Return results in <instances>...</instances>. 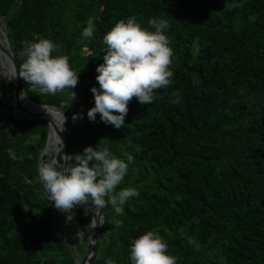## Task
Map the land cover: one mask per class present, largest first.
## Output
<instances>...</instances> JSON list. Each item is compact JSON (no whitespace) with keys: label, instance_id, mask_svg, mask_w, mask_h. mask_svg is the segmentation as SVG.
Wrapping results in <instances>:
<instances>
[{"label":"trees","instance_id":"obj_1","mask_svg":"<svg viewBox=\"0 0 264 264\" xmlns=\"http://www.w3.org/2000/svg\"><path fill=\"white\" fill-rule=\"evenodd\" d=\"M90 17L96 31L85 39ZM129 17L142 28L167 20L174 76L153 103L134 97L116 129L86 114L90 88L99 87L103 37ZM0 28L18 73L23 44L36 37L54 42L52 55L80 71L73 101L70 89L43 94L20 78L29 100L65 117L69 155L92 146L126 163V153L134 157L117 191L134 187L139 196L122 216L101 209L89 264H130L132 242L149 230L177 264H264V0H0ZM12 100L0 74V264H77L85 237L71 238V222L39 180L49 125L19 119ZM72 215L89 230L91 212L80 205Z\"/></svg>","mask_w":264,"mask_h":264},{"label":"clouds","instance_id":"obj_2","mask_svg":"<svg viewBox=\"0 0 264 264\" xmlns=\"http://www.w3.org/2000/svg\"><path fill=\"white\" fill-rule=\"evenodd\" d=\"M94 17H90L82 30L85 39L96 31ZM149 28H142L135 17L120 20L104 35L106 54L95 71L99 87L90 88L94 106L87 111L89 122H100L116 129L124 125L128 103L135 97L140 105L156 99L155 90L173 83V48L164 34L169 28L167 20L150 19ZM152 29V30H149ZM57 45L49 39L36 37L25 41L21 55L25 58L19 77L43 94L55 95L71 90V101L76 97L72 89L78 84V74L71 69L67 56H53ZM15 77V76H14ZM175 103L179 102V93ZM115 113V114H114ZM65 118V117H64ZM83 119L74 115L73 121ZM61 147L57 153H61ZM127 163L113 155L108 148L85 147L80 154L61 155L63 163L54 158L43 161L38 168L39 180L45 197L62 213H72L80 205L91 202L95 209L111 206L118 215H124V205L139 192L134 187L117 191L128 173L131 154H125ZM91 162V164H90ZM87 213V209H85ZM68 215L67 219L71 220ZM120 221H116L119 226ZM130 264H177V257L168 254L166 240L158 232L149 230L136 238L129 249ZM105 264H115L111 258Z\"/></svg>","mask_w":264,"mask_h":264},{"label":"water","instance_id":"obj_3","mask_svg":"<svg viewBox=\"0 0 264 264\" xmlns=\"http://www.w3.org/2000/svg\"><path fill=\"white\" fill-rule=\"evenodd\" d=\"M0 55L3 56L4 60L7 62V65L9 69L12 72V80L9 81L4 76V71L2 70V67L0 65V74L5 78L7 83L9 84L11 91H12V105L15 106L14 114L21 120L24 121H30V120H45L49 125V133L47 135L46 145L43 150L42 155L46 153V150L49 145V138L50 134L54 135L55 143L52 147L53 154L55 155V158L57 159L58 163H63V160L61 155L67 156L68 150L66 147V141L63 138L62 132L64 130L65 121L63 118V115L60 114L59 111H55L54 108L46 106V105H40L35 103L34 101L29 100L25 95L24 91L22 89V83L20 80V77L18 75L17 71V65L13 58V54L9 49L8 41L6 39V35L4 31L0 28ZM15 76V77H14ZM38 107L40 109H44L46 111H50L55 113L59 119H61V122L59 123L57 120L50 119L48 116L39 115V113H33L32 111L28 110L26 107ZM60 140L62 142V150L61 153H59V156L57 157V150L61 147ZM83 208L87 209L89 212H91L90 215V228L88 231L83 230L78 223L74 220L72 213H62L57 209V211L61 212L63 215L68 217V215H71L72 218L69 220L71 224L76 227L82 229V231L85 233L84 237L86 240V252L82 259L77 262V264H89V259L91 258L93 254V248L98 240V233H99V227L102 223V216H101V209H95V206L89 202L88 204L81 205Z\"/></svg>","mask_w":264,"mask_h":264},{"label":"bare ground","instance_id":"obj_4","mask_svg":"<svg viewBox=\"0 0 264 264\" xmlns=\"http://www.w3.org/2000/svg\"><path fill=\"white\" fill-rule=\"evenodd\" d=\"M0 63H2L5 67V72H4V76L9 80L11 81L12 80V72L11 70L9 69L8 65H7V62L4 60L3 56L0 55ZM28 110L32 111L33 113H39V115H44V116H48L50 119H54V120H59L58 116L53 113V112H50V111H46L44 109H40L38 107H30V106H27L26 107ZM57 120V121H58ZM55 143V140H54V135H52V133L50 134V138H49V145H48V148L46 150V153L45 155H47V151L48 150H51L52 151V147ZM53 153V151H52ZM54 158H55V155L53 154ZM56 156L58 157L59 156V153L56 154ZM47 157V156H46ZM51 157V156H50ZM53 158V159H54Z\"/></svg>","mask_w":264,"mask_h":264},{"label":"rangeland","instance_id":"obj_5","mask_svg":"<svg viewBox=\"0 0 264 264\" xmlns=\"http://www.w3.org/2000/svg\"><path fill=\"white\" fill-rule=\"evenodd\" d=\"M6 67V66H5ZM56 111V110H55ZM58 122L60 123L61 122V119H59L58 120ZM47 157H45V161H48V162H50L53 158H54V156H53V153H52V151L51 150H48L47 151V155H46ZM51 156V157H50ZM73 226V225H72ZM71 226V229H70V233H71V238L73 239L74 238V236H76V235H78V236H83V235H85V233L82 231V229H80V228H76V227H72Z\"/></svg>","mask_w":264,"mask_h":264}]
</instances>
